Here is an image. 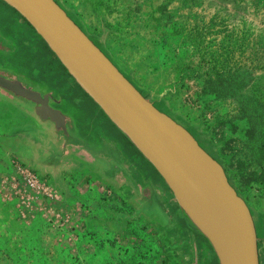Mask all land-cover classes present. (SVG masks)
<instances>
[{
    "label": "rangeland",
    "instance_id": "obj_1",
    "mask_svg": "<svg viewBox=\"0 0 264 264\" xmlns=\"http://www.w3.org/2000/svg\"><path fill=\"white\" fill-rule=\"evenodd\" d=\"M58 1L77 16L90 35L98 37L104 30L106 53L130 73L138 87L158 96V104L166 103V114H176L179 122L190 126L198 123L205 133H210L209 138L218 147L217 156L235 179L248 207L261 209L264 0ZM0 39L4 43L9 41L10 46L20 42L19 37L14 40L4 33H0ZM23 61L21 57L12 64L21 66ZM8 66L2 55L0 73L16 69ZM62 114L68 115L64 110ZM83 118L65 122L68 145L82 151L94 168L103 170L111 162L118 166L124 149L114 137L116 133L101 126V115L87 117L91 122ZM83 124L90 131H83ZM2 152L0 149V207L6 204L14 214L21 211L25 220L21 222V244L28 257L19 259L17 264H33L40 253L50 259L44 264H66L67 257L74 252L86 264H159L154 258L160 252L156 240L142 232L140 222L128 225L137 237L133 242L115 240V234L98 223L109 216L108 209H125L120 201L109 197L108 188L89 178L77 177L71 193L81 202L73 203L75 207L71 208L66 203L70 211L62 210L63 193H68L64 186L52 188L47 178L37 175L45 187L56 191V198H35L21 178L20 172L27 168L12 162ZM163 191L161 187L158 193ZM30 221L31 226L37 222L40 227L36 248L30 237ZM53 234L67 240H51ZM199 251V264H217L209 244L202 242ZM0 264L12 263L0 256ZM259 264H264L262 258Z\"/></svg>",
    "mask_w": 264,
    "mask_h": 264
},
{
    "label": "flooded vegetation",
    "instance_id": "obj_2",
    "mask_svg": "<svg viewBox=\"0 0 264 264\" xmlns=\"http://www.w3.org/2000/svg\"><path fill=\"white\" fill-rule=\"evenodd\" d=\"M0 33L10 35L14 40L16 37L20 39L12 46L9 41L4 43L0 39V57L4 55L8 67L16 68L2 70L1 79L18 83L38 93L41 98L46 96L50 108L61 114L62 110L68 113L65 122L72 123L84 116L85 122H91L87 117L101 115V126L110 127L124 149V158L118 166L111 162L112 165L108 163L109 167L103 170L94 168L82 151L68 145V136L64 131L49 121H38L33 115L37 104L28 103L0 88V140L15 154L11 158L31 172L47 178L52 188L61 189L64 186L68 193L62 192L63 197L72 194V182L77 177L102 184L111 191L109 197L112 200L125 205V211L108 209L109 216L98 222L115 234V240H137L135 234L126 229L130 222H140L142 232L151 234L152 240H156L163 264H199V246L202 242L209 243L178 212L176 201L157 172L80 89L34 29L1 0ZM21 57L24 59L21 66L12 64ZM26 107L31 108L33 113ZM164 111L169 113L166 107ZM175 118L179 122L178 115L175 114ZM183 125L188 127L198 143L206 146L208 134L201 127ZM82 127L83 131H90L86 124ZM54 178L61 182L56 184ZM161 187L164 191L158 193ZM262 203L259 210L249 209L258 236V256L264 261V198Z\"/></svg>",
    "mask_w": 264,
    "mask_h": 264
},
{
    "label": "water",
    "instance_id": "obj_3",
    "mask_svg": "<svg viewBox=\"0 0 264 264\" xmlns=\"http://www.w3.org/2000/svg\"><path fill=\"white\" fill-rule=\"evenodd\" d=\"M1 1L34 29L80 89L154 168L218 264H259L258 236L247 203L223 166L186 127L160 111L157 100L145 98L55 0ZM0 88L37 104L34 113L26 108L38 121L65 131L64 115L48 106L46 96L1 78Z\"/></svg>",
    "mask_w": 264,
    "mask_h": 264
},
{
    "label": "crops",
    "instance_id": "obj_4",
    "mask_svg": "<svg viewBox=\"0 0 264 264\" xmlns=\"http://www.w3.org/2000/svg\"><path fill=\"white\" fill-rule=\"evenodd\" d=\"M1 93L3 96L5 95V97H6V94L4 92H1ZM0 149L3 151L2 153L4 155H6V156L8 155V157L12 160V162H15L18 164V162L16 160L11 158V156L14 153L11 150H8L7 147L3 145L1 140H0ZM36 175L40 176L37 173H36ZM53 181H58V179L54 178ZM59 182H61V180ZM0 193L2 194L1 186H0ZM2 199L4 200L3 201L4 203H7L8 200L6 199V197L4 199V196H3ZM64 200H65L64 202H66L68 205H70V208H71V206L75 207L72 205L73 203L81 202L78 197H76L75 195H72L70 193L68 194V196L67 195L64 196ZM61 206H62V210H69L68 209L69 206L67 207L63 204H61ZM123 211H125V210H123ZM13 212L14 211L7 208L6 204H4L3 206L0 207V256L4 257V259L8 260L12 264L13 263L17 264V261H19V259L20 260H26V258L28 257L26 255V253H28V252H27V250H25V248L21 244V242H22L21 240H23L21 238L22 229H24L21 226V222H25L24 217H23L21 211H19V213L15 211L17 214L16 213L14 214ZM13 215H17L18 218L16 216L13 217ZM36 219H37V217L35 218V220ZM79 219H81V213H80ZM31 223L32 222L30 221V223H29L30 224L29 229H30V234H31L30 237H31V240H34V244H35V248H36L38 245V242H39L38 240H39V236H40V233H39L40 227L37 225V222H35V224L32 226H31ZM127 229H129V226L127 227ZM131 233H133V232H131ZM53 237L54 238L51 240H63L64 239L63 237L59 238L58 236H55V234H53ZM64 240H67V239H64ZM67 246L69 248H71V245L68 243H67ZM35 254H38V253L35 252ZM49 257H52V255H49ZM154 258L157 261L161 260L159 257V253L156 254V256H154ZM47 260H50L48 258V255L40 253V255L38 254V259L32 260V263L33 264H35V263L44 264V261H47ZM66 264H86V263H84V260L81 257V255L77 256V254H75V252H74L73 254H70L67 257V263Z\"/></svg>",
    "mask_w": 264,
    "mask_h": 264
},
{
    "label": "trees",
    "instance_id": "obj_5",
    "mask_svg": "<svg viewBox=\"0 0 264 264\" xmlns=\"http://www.w3.org/2000/svg\"><path fill=\"white\" fill-rule=\"evenodd\" d=\"M64 10H65V12L79 25V27L85 32V34L93 41V43L113 62V64L115 65V66H117L118 67V69L130 80V82H132L136 87H138V85L133 81V78H132V76L130 75V73H128L127 72V70L123 67V66H121L119 63H117V61H115L110 55H108V53H106V51L104 50V46H105V38H104V40H103V37H102V35L104 34V30H103V33H102V35H100V36H92V35H90L87 31H86V29L84 28V26H83V24H82V22L77 18V16L73 13V12H71L68 8H66L64 5H63V3H61L60 4V2L58 1V0H55ZM61 1V0H60ZM111 35H113V32L111 33ZM138 88H140V92L143 94V96L145 97V98H147V99H149V100H151V101H154V100H156V99H158V96H156L155 94H151V92H149L148 90H146V89H143V88H141V87H138ZM154 95V96H153ZM162 105V106H161ZM155 106L160 110V111H162V112H164V113H166V111H164V108H165V106H167L166 105V103H164V104H162V103H160V104H158V103H156L155 104ZM176 122H178V120L175 118V117H172ZM184 120V119H183ZM183 122V121H182ZM179 124H181V125H183V124H185V123H181V122H178ZM188 125V124H187ZM183 126H185V125H183ZM189 126H190V124H189ZM195 127V126H197V127H200V125L198 124V123H196V125L195 124H193L192 123V125H191V127ZM186 127V126H185ZM186 129L191 133V131L188 129V127H186ZM192 134V133H191ZM208 134V133H207ZM194 136V135H193ZM209 136H210V133L208 134V136H207V138H208V140H207V142H205V144H206V146H208V147H206V146H204L203 147V145H202V143H199V145L202 147V148H204L205 150H206V152H208L215 160H217L222 166H223V168H224V170H225V172H226V175H227V177H228V181H229V183L232 185V187L236 190V192L238 193V195L239 196H241L242 197V194H241V192L238 190V187H237V185H236V181H235V179L232 177V175L226 170V168H225V165H224V162L223 161H221V159H220V157H218L217 156V146L216 145H214L213 143H212V141H211V139L209 138ZM65 206H67V205H65ZM68 207V206H67ZM96 220V219H95ZM94 220V221H95ZM89 221H92V219L91 220H89ZM93 222V221H92ZM96 222V221H95ZM97 223V222H96ZM92 225H93V223H91L90 222V227H92ZM101 225V224H100ZM126 231L127 232H129L130 234H132L128 229H126ZM126 241H130V242H133L134 240H126ZM125 242V241H124ZM159 264H163V261L162 260H158L157 261Z\"/></svg>",
    "mask_w": 264,
    "mask_h": 264
},
{
    "label": "built area",
    "instance_id": "obj_6",
    "mask_svg": "<svg viewBox=\"0 0 264 264\" xmlns=\"http://www.w3.org/2000/svg\"><path fill=\"white\" fill-rule=\"evenodd\" d=\"M20 174L23 182H25L26 186L30 188L35 198L40 195L50 198V200L56 198V191H54L51 187H45L36 174L32 173L28 169L21 171Z\"/></svg>",
    "mask_w": 264,
    "mask_h": 264
}]
</instances>
